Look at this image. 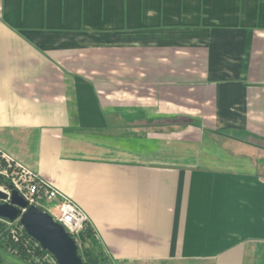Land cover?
Listing matches in <instances>:
<instances>
[{
	"label": "crops",
	"instance_id": "crops-1",
	"mask_svg": "<svg viewBox=\"0 0 264 264\" xmlns=\"http://www.w3.org/2000/svg\"><path fill=\"white\" fill-rule=\"evenodd\" d=\"M0 153L82 257L264 264V0H0Z\"/></svg>",
	"mask_w": 264,
	"mask_h": 264
},
{
	"label": "built area",
	"instance_id": "built-area-1",
	"mask_svg": "<svg viewBox=\"0 0 264 264\" xmlns=\"http://www.w3.org/2000/svg\"><path fill=\"white\" fill-rule=\"evenodd\" d=\"M0 175L8 180V183L0 185V190L7 192L9 197L11 188L17 189L28 201L29 205H36L49 212L56 221L65 227L76 241V237L85 231L89 223L88 217L73 199L40 178L23 164L2 153H0ZM49 203L53 204L57 211H48L45 207ZM26 209L23 208V211ZM4 221L10 225L20 222L19 220ZM38 245L40 244L38 243ZM52 257L53 261L56 262L54 256Z\"/></svg>",
	"mask_w": 264,
	"mask_h": 264
},
{
	"label": "water",
	"instance_id": "water-1",
	"mask_svg": "<svg viewBox=\"0 0 264 264\" xmlns=\"http://www.w3.org/2000/svg\"><path fill=\"white\" fill-rule=\"evenodd\" d=\"M23 208L27 209L23 211ZM0 218L19 220L26 232L51 253L58 264H86L79 253L76 239L65 227L49 212L36 205H29L24 196L13 187L10 197L7 192L0 190Z\"/></svg>",
	"mask_w": 264,
	"mask_h": 264
},
{
	"label": "rangeland",
	"instance_id": "rangeland-1",
	"mask_svg": "<svg viewBox=\"0 0 264 264\" xmlns=\"http://www.w3.org/2000/svg\"><path fill=\"white\" fill-rule=\"evenodd\" d=\"M0 185H2L0 183ZM48 211H57V209L54 208L53 204H47L45 207ZM7 228L10 230V235L13 237L15 240H19L24 237V230L21 225H19L17 222L14 223L13 225L6 224ZM77 242L82 244L84 242V237L83 234H79L77 237ZM25 245H28V249L30 253L33 254V257H31L32 260H25L22 257H20L18 254L13 252L9 248H4L0 246V254L2 256V264H55L53 261V257L50 253H43V254H36V247L38 245V242H32L29 238L24 239ZM80 255L84 254L83 251L79 252ZM82 256V255H81ZM87 264H97L93 256H83L82 257Z\"/></svg>",
	"mask_w": 264,
	"mask_h": 264
},
{
	"label": "trees",
	"instance_id": "trees-1",
	"mask_svg": "<svg viewBox=\"0 0 264 264\" xmlns=\"http://www.w3.org/2000/svg\"><path fill=\"white\" fill-rule=\"evenodd\" d=\"M6 182L8 183V180H6L2 175H0V183L5 184ZM6 224H8L6 221L0 219V246L4 247V248L11 249L13 252L18 254L20 257H22L25 260H29V261L32 260L31 257H33V254L30 253V251L28 249L29 248L28 245H25L24 239L29 238L30 240H32V242L35 243L36 241L34 240V238L31 237L26 232V230L23 228L24 237L19 239V240H15V239H13V237H11L10 230L7 228ZM18 224L21 225L20 222H18ZM84 234L88 238H93L92 237L93 231H92L91 227L89 226V224H87L86 229L84 231ZM36 248H37L36 252H35L36 254L49 253L48 251L43 249L40 245H37ZM93 254H94V257H95L96 262L98 264H111L108 257L105 255V253L102 249L99 248L98 250L94 251ZM2 259L3 258L0 254V264H2ZM55 264H57V263L55 262Z\"/></svg>",
	"mask_w": 264,
	"mask_h": 264
}]
</instances>
